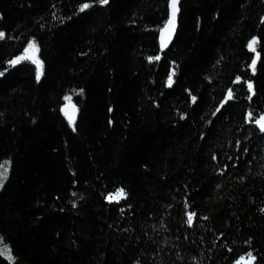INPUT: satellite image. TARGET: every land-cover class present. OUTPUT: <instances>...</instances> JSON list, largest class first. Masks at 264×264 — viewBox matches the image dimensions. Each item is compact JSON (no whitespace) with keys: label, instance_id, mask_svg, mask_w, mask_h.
<instances>
[{"label":"trees","instance_id":"obj_1","mask_svg":"<svg viewBox=\"0 0 264 264\" xmlns=\"http://www.w3.org/2000/svg\"><path fill=\"white\" fill-rule=\"evenodd\" d=\"M168 17L169 0H0V237L15 264H264V0H180L162 51ZM32 41L39 80L9 63Z\"/></svg>","mask_w":264,"mask_h":264},{"label":"snow or ice","instance_id":"obj_2","mask_svg":"<svg viewBox=\"0 0 264 264\" xmlns=\"http://www.w3.org/2000/svg\"><path fill=\"white\" fill-rule=\"evenodd\" d=\"M100 3L102 4H107L108 0H100ZM178 3L179 0H171L170 2V8H171V15L170 18L165 26V29L163 30L164 32V39L162 40V48L166 47L168 42L171 41L172 39V34L175 32V28H176V17H177V13L179 12V8H178ZM88 7H90V5L88 3H85L81 6V11L87 9ZM4 33L0 32V38L4 37ZM258 43L257 38H253L250 42H249V49L253 52L256 51V45ZM26 51V55L20 58H16L12 61H10L9 63L12 65H15L17 63H19L21 61V59H25V60H32L34 63L37 64L38 67V72H37V80H39L40 76L43 73V63L38 59L37 53L39 51L38 46L36 45L35 41H32L29 43L28 48L25 50ZM150 60L152 59H159V57H154V58H149ZM256 59H254L252 61V70L255 71V67H256ZM175 75V73L173 72L169 78H168V84L169 86H171V84L173 83V76ZM239 79V78H238ZM249 90L251 91L252 89V85L249 83L248 85ZM82 93V90H81ZM233 96L232 90L229 89L228 90V94L226 97L227 99H231ZM66 100H68L70 102V97H66ZM193 102H195L196 98L192 97ZM249 99H251V97H249ZM69 107H70V111H69ZM64 111V114L68 117L69 122L73 123L75 122V118H76V106L75 105H71L69 103V105H66L65 108L62 110ZM217 111H219V109H217ZM249 119H251L252 117V113L250 112L249 114ZM255 123L260 127L261 131H264V116H261L259 119H257L255 121ZM9 169H10V161H4L3 163H0V187H3L5 181L8 178V174H9ZM127 193L124 191V189H119L117 195H109L108 199L110 201L112 200H119V199H123L126 198ZM195 213H188V218H187V223L191 226L193 223V217L195 216ZM206 219V218H205ZM0 256L5 257L10 264H15V257L12 254V250L11 247L8 245L3 244V238L0 237ZM248 257L249 259L247 260L246 264H254V261L256 259L255 256H253L251 253H248Z\"/></svg>","mask_w":264,"mask_h":264},{"label":"water","instance_id":"obj_3","mask_svg":"<svg viewBox=\"0 0 264 264\" xmlns=\"http://www.w3.org/2000/svg\"><path fill=\"white\" fill-rule=\"evenodd\" d=\"M170 2H171V0H169V17H168V19L166 20V22L164 23V25L161 27V29H160V31H159V46H160V49L162 50V51H164V50H166L168 47H169V45L171 44V42L173 41V39H174V37H175V33H176V30H177V17H176V28H175V32L172 34V39H171V41H169L168 42V44H167V46L166 47H163L162 48V40L164 39V32H163V30L165 29V26H166V24H167V22H168V20H169V18H170V15H171V8H170ZM179 3H180V0H179ZM179 3H178V8H179ZM178 14V13H177ZM69 103L71 104V105H75L73 102H67V103H65L63 106H62V110L65 108V106L66 105H69ZM77 109V108H76ZM71 109H70V107H69V111H70ZM63 112V114H64V111H62ZM76 114H77V112H76ZM65 115V114H64ZM66 116V115H65ZM66 118L68 119V117L66 116ZM69 120V119H68Z\"/></svg>","mask_w":264,"mask_h":264},{"label":"rangeland","instance_id":"obj_4","mask_svg":"<svg viewBox=\"0 0 264 264\" xmlns=\"http://www.w3.org/2000/svg\"><path fill=\"white\" fill-rule=\"evenodd\" d=\"M28 48V46L25 48V50ZM27 53H26V51H24L21 55H19L17 58H20V57H23V56H25ZM16 59V58H15ZM21 60H23V59H21ZM30 61H32V60H30ZM33 62V61H32ZM34 63V62H33ZM35 65H36V70H37V72H38V67H37V64L36 63H34ZM4 161H8L7 159H5V160H3V161H1L0 163H3ZM108 197L109 196H107V199H108ZM249 259V257H248V255H246V256H241L238 260H236V264H246V262H247V260Z\"/></svg>","mask_w":264,"mask_h":264}]
</instances>
